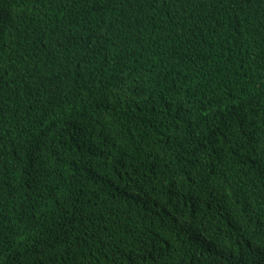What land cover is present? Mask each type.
Returning <instances> with one entry per match:
<instances>
[{
    "label": "trees",
    "instance_id": "16d2710c",
    "mask_svg": "<svg viewBox=\"0 0 264 264\" xmlns=\"http://www.w3.org/2000/svg\"><path fill=\"white\" fill-rule=\"evenodd\" d=\"M0 264H264V0H0Z\"/></svg>",
    "mask_w": 264,
    "mask_h": 264
}]
</instances>
